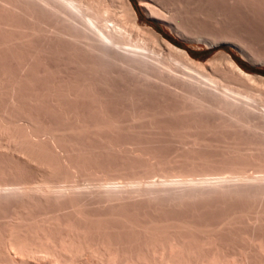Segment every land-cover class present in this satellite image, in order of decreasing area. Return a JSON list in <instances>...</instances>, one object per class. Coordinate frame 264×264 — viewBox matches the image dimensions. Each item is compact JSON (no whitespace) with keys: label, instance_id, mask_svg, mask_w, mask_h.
<instances>
[{"label":"bare ground","instance_id":"1","mask_svg":"<svg viewBox=\"0 0 264 264\" xmlns=\"http://www.w3.org/2000/svg\"><path fill=\"white\" fill-rule=\"evenodd\" d=\"M142 27L130 0H0V264H264V77ZM41 39L77 71L40 67ZM82 52L192 89L115 115Z\"/></svg>","mask_w":264,"mask_h":264},{"label":"rangeland","instance_id":"2","mask_svg":"<svg viewBox=\"0 0 264 264\" xmlns=\"http://www.w3.org/2000/svg\"><path fill=\"white\" fill-rule=\"evenodd\" d=\"M130 2L137 13L138 23L143 26L142 28L147 27L155 30L176 47L187 51L193 59L203 64L214 62L216 65L218 63V65L222 66L223 64L226 65L227 62L224 56L228 54L245 71L264 77V6L259 3L250 0H154L156 8H160L163 11H161L163 14H158L151 12L146 6H142L141 0H130ZM147 39L149 41L151 38ZM147 39L145 40L147 41ZM153 39L151 41L159 43L156 38ZM41 40L36 41V43H40L39 46H45L42 49L46 50L48 48L49 50L47 49L48 54L43 52V55L39 56L40 58L42 57L40 63L43 64H40V67L48 65V68L50 67L52 71L55 70L54 72L61 77H68L70 73L73 74V71H77V69L74 70L76 64L74 65L69 61V54H65L63 51L58 53V50L54 49L55 44L51 40L49 42L47 39L46 41L45 39ZM43 42L47 44L45 43L44 45ZM240 44L242 45L240 46ZM160 48L165 54L168 52L162 45H160ZM50 49L55 50L57 53L55 51L52 52V50L53 54L50 53ZM82 53H80V57L84 58L85 61L95 62L98 72L90 74V77L97 82V90L108 94L105 93L108 96L106 104L115 115L126 117L129 114L128 111L132 109L139 111L147 108H159L160 106H179L182 103L180 101L182 100L181 94L192 89L190 87L191 84L187 85L189 82H185V78L179 73L161 69L151 63L148 65L139 64L138 69L131 70L132 68L128 65L134 62L130 61L129 58L124 57V59L120 56V61H112L98 56V54ZM38 60L40 61V59ZM95 74L97 79H95ZM174 74L176 75L174 76ZM100 81L107 83L98 84ZM124 91L131 96H124ZM120 93L122 94L121 96ZM203 115L207 119L206 121L216 122L217 120L214 115ZM160 146L157 145L160 150H164L163 152L167 154L174 152L172 150L176 148L174 144H160Z\"/></svg>","mask_w":264,"mask_h":264}]
</instances>
